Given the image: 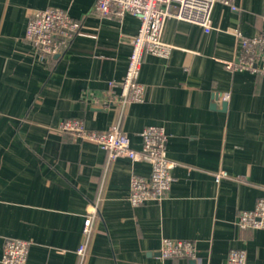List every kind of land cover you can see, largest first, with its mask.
Segmentation results:
<instances>
[{
  "label": "crops",
  "instance_id": "1",
  "mask_svg": "<svg viewBox=\"0 0 264 264\" xmlns=\"http://www.w3.org/2000/svg\"><path fill=\"white\" fill-rule=\"evenodd\" d=\"M95 2L0 0V260L13 238L29 242L27 264H194L160 257L170 239L194 242L200 264H226L231 249L244 250L246 264H264V230L236 226L264 191V77L230 68L235 32L264 35V0L215 4L208 34L169 20L162 40L172 50L143 57L144 101L122 116L105 96L110 84L120 92L139 21L103 17ZM47 8L80 29L66 51L42 61L24 35L30 14ZM70 119L96 132L119 124L136 149L143 128H162L174 164L164 199L132 207L131 177H147L150 165L108 162L102 149L61 131ZM94 195L99 213L80 261Z\"/></svg>",
  "mask_w": 264,
  "mask_h": 264
},
{
  "label": "built area",
  "instance_id": "2",
  "mask_svg": "<svg viewBox=\"0 0 264 264\" xmlns=\"http://www.w3.org/2000/svg\"><path fill=\"white\" fill-rule=\"evenodd\" d=\"M231 5L230 0H96L94 10L106 18L121 19L129 14L139 21L137 33L131 40L125 74L119 83L120 92L109 85L105 106L116 105L123 115L126 106L144 101V86L139 82L140 69L145 55L167 58L172 50L162 40L165 24L169 20L199 27L204 33L212 31L211 15L215 4ZM232 11L236 8L231 6ZM79 24L66 12L47 8L35 10L27 20L24 38L37 51L42 61L62 54L70 46L74 36L79 34ZM238 54L230 65L233 71H246L264 77V35L251 38L235 32ZM222 99H228L225 94ZM61 131L79 142L93 144L102 149L108 162L126 157L135 163H148L151 167L147 177L133 175L130 180L128 202L132 207L151 202H160L170 190L173 182L171 170L174 164L166 156V135L162 128L147 126L140 132L141 144L136 149L119 124L110 126L104 132L88 131L79 119L66 120ZM225 176L218 174V183ZM100 195H94L89 215L83 222L84 242L77 248L76 255L82 261L87 255L93 222L98 216ZM236 226L240 230H264V191L252 210L241 211ZM29 242L9 238L2 246L1 264H27ZM161 258H183L200 264L194 242L190 240L164 239L159 251ZM226 264H246V253L231 249Z\"/></svg>",
  "mask_w": 264,
  "mask_h": 264
}]
</instances>
